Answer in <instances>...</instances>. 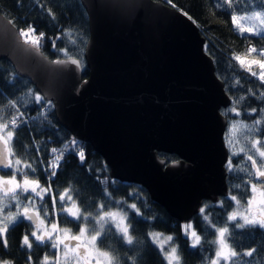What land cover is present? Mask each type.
Masks as SVG:
<instances>
[{
	"label": "water",
	"instance_id": "1",
	"mask_svg": "<svg viewBox=\"0 0 264 264\" xmlns=\"http://www.w3.org/2000/svg\"><path fill=\"white\" fill-rule=\"evenodd\" d=\"M78 2L87 25L86 78L77 59L49 60L1 14L0 61L51 105L60 127L101 158L111 180L143 188L170 218L187 222L203 201L227 194L220 110L230 99L204 38L189 17L160 1ZM157 153L176 159L166 163Z\"/></svg>",
	"mask_w": 264,
	"mask_h": 264
},
{
	"label": "trees",
	"instance_id": "2",
	"mask_svg": "<svg viewBox=\"0 0 264 264\" xmlns=\"http://www.w3.org/2000/svg\"><path fill=\"white\" fill-rule=\"evenodd\" d=\"M168 5L184 13L193 21L204 38V50L210 57L214 74L221 81L230 104L220 110L226 120L224 137L227 156L231 158L234 170L226 172L225 183L227 195L217 203L203 202L209 216L208 221L203 219L199 212L190 221L193 228L200 235L201 241L195 248L191 247L183 236L180 223L170 218L161 207L152 202L145 190L137 185L121 183L108 177L107 169L101 158L85 143L74 140L69 133L60 127L52 113L51 105L41 100L35 101L38 95L30 83L16 76L10 65L0 61V116L11 119L16 115L19 118V127L12 140L14 156L12 159H21L33 165L36 169H24L30 179H38L42 187L51 184L54 192L62 193L65 188L71 189V195L76 200L82 212L97 211L96 206L104 203L107 207L123 208L128 212L131 224V234L134 243H123L118 236L112 235L115 230L105 233L102 248H111L116 255H122L120 261L128 260L132 264H164L160 254L150 244L149 233L159 232L164 236H172L174 244L181 257L182 264H209L212 252L211 241L216 228L227 226L229 243L238 253L255 249L251 257L239 256L234 258L238 264H264V229L259 227L237 228L235 222H228L227 214L232 209L231 196H235L242 204L249 196V187L253 183V169L247 155L254 154L261 162V158L252 147L253 142H264V99L260 93L264 92V84L251 76L248 71L239 67L233 54L243 55L247 48L255 47L258 51L264 49V35H254L248 32L237 33L232 25L231 13L233 9L238 16H249L253 11H264V0H233V7L226 4L221 6L220 0H153ZM51 13V15L49 14ZM0 14L20 34L21 29L32 26L36 33H43V40L39 52L49 60L73 57L81 66V77L86 78L87 71L83 66L82 51L87 39V25L84 11L78 0H0ZM34 47V46H33ZM36 48V47H35ZM37 49V48H36ZM239 81V83H237ZM244 97L243 100L240 98ZM15 103V108L9 107ZM235 107L240 113L231 111ZM256 109V112H252ZM26 119L25 123L19 116ZM260 120L259 125L255 121ZM247 125V128L237 127L229 133L232 124ZM10 129V128H9ZM231 135L235 142L230 149L227 139ZM258 147L260 145H257ZM63 151V159L55 169L56 175L51 176L53 169L48 167V161L54 162L52 149ZM245 151L242 152L241 149ZM235 150L238 154L231 155ZM264 150V148H262ZM84 153V162L81 163L79 152ZM169 163L176 158L173 155L157 153ZM23 167V165H21ZM252 172V176L248 172ZM0 173H8L0 170ZM5 175L4 177H8ZM17 178H23L17 175ZM27 195H31L28 193ZM36 199V209L41 208L39 197ZM45 200L49 206L50 215L46 219L57 222L60 228L71 229L75 232L85 223L91 228L94 221L86 222L83 219L75 221L61 212L51 214V195ZM58 209H59V199ZM26 201L21 197V202ZM117 201L122 203H116ZM29 204V201H28ZM70 201H65L69 206ZM135 204L139 210L137 215L128 205ZM44 218L43 211H40ZM65 217L70 222H65ZM45 219V218H44ZM28 220L19 218V222L10 226L7 233L8 247H3L0 239V260L10 261L11 264H43L45 256L53 259L54 251L44 248L31 249L22 246L23 237L29 234ZM159 255H158V254ZM31 256V261L28 257ZM53 264V263H49ZM230 264V262H229Z\"/></svg>",
	"mask_w": 264,
	"mask_h": 264
},
{
	"label": "snow or ice",
	"instance_id": "3",
	"mask_svg": "<svg viewBox=\"0 0 264 264\" xmlns=\"http://www.w3.org/2000/svg\"><path fill=\"white\" fill-rule=\"evenodd\" d=\"M171 2V0H169ZM221 6L226 4L228 8L233 7V0H220ZM175 7V5H172ZM51 15V13H49ZM231 21L234 28L239 29L240 33L243 34L245 32H249L255 35H259L260 33H264V11H253L249 16H238L233 9L231 13ZM240 21H259V25L253 23L249 27H243ZM36 29L32 26H28L27 29L20 30V36L24 38L25 43H30L32 46L36 47L39 50L41 46V41L43 40V33H40L38 36L35 35ZM33 38L30 40L29 37ZM264 38V36H262ZM258 56L259 59L255 58ZM245 56H253L252 59H245ZM233 60L237 61L240 64V67L245 71H248L251 76L257 77L261 84H264V49L257 50L255 47H249L246 50V53L243 55L233 54ZM73 64H76L77 61L73 60ZM253 65H258L260 72L252 70ZM239 83V81H237ZM261 99H264V92L260 93ZM241 100L244 97L240 98ZM42 97L39 95L35 96V101L40 103ZM9 107L15 108V103H10ZM2 111V110H0ZM233 113L239 115L240 113L236 110L235 107L231 109ZM252 112H256V109H252ZM261 123L260 120L255 121V124L259 125ZM9 125L11 128L9 129ZM19 127V118L16 115L11 116V119H6L3 116H0V143H3L4 148L3 151L0 152V167L4 169H11L10 173H0V206H5L4 201L9 200L15 201V207L17 208V212L15 214L9 213L4 221H0V239L3 241V247L7 248V238L6 233L10 226H14L19 222L18 217H23V219L31 221L33 219L32 215H29L30 212H33L36 220L39 221V224L35 225V230L31 231V237L34 238L30 240L29 235L25 234L22 241V246H27V248L31 249L34 242H39L43 244L47 241L51 242V246L56 250L54 255L56 256V260L53 264H61L60 259V245H64L63 255L65 261L72 259L75 264H92L93 260L95 264H120V257L116 255V253L111 249H101L98 245L103 243V237L105 233L111 232V228H115V233H112L114 236H118L123 243L128 245H132L134 241V237L131 234V224L129 222L128 212L123 208H110L107 207L104 203H101L96 206L97 211L95 214L92 212H82L81 208L77 204L76 200L73 199V196L70 194L71 189L65 188L62 193L54 192L51 184L47 187H42L38 179H30L29 173L25 172L24 169H30L32 172H35L36 169L32 164L22 161L17 158L13 162L10 157L14 156V151L12 148V140L13 135L17 128ZM237 127L247 128V125L242 124H232L229 129V133H232L233 129ZM229 148L232 149L234 145V141L232 136L229 135L227 139ZM257 145H260L259 147ZM252 147L255 148V153L261 158V162L258 163L256 159L253 158V155H247V160H250L252 163V168L255 169V179L259 181L260 187H258L257 183H251V191L253 194L259 191L261 197H264V142L255 141L252 144ZM242 152L245 150L242 148ZM52 154L54 156V162L48 161V167L53 169L50 172L51 176L56 175L55 169L59 167L61 159H63V151H59L57 149H52ZM238 153L233 150L231 152L232 156L237 155ZM81 163L84 162V153L81 151L78 153ZM23 165V167H16ZM228 171L234 170H244V169H234L232 159L229 158L227 161ZM21 175L23 177L22 180H17V175ZM9 175L10 178L5 179L4 176ZM249 176H252V172H248ZM7 186V187H6ZM29 192L32 195H27ZM46 195H51V214L59 215L61 212L67 213L68 217H72L75 221H80L83 219L86 222L95 221L91 228L88 227V224L85 223L83 226L79 227L78 233H72L71 229L60 228L57 222L50 221V231H40V225L44 224V218L49 217V206L45 200ZM21 196L29 201L27 205H21ZM59 199V209H58V200ZM35 197H39L41 201V208L36 209V199ZM233 201H236L237 205H239V201L235 196L230 197ZM70 201V206L65 205V201ZM116 203H122L117 201ZM248 205H252L253 198H249ZM260 214L259 217L237 213L236 211L231 212L228 215V221H237L238 216L240 220H243V223H236L237 228H245V227H259L260 229H264V199L260 201ZM137 215H139V210L136 208L135 204L128 205ZM22 208V211H21ZM43 211L44 218H41L40 211ZM0 211H3V207H0ZM247 212V209L245 210ZM200 213L203 216L205 221H208L209 216L206 214V209L204 207L200 208ZM6 221V222H5ZM65 222H70L65 217ZM183 231L186 236L189 237L192 241V247L195 248L199 245L201 241L200 235L197 234V231L193 228L191 223L185 224L183 226ZM53 233H63V238L60 235H56L53 238ZM216 239L212 241L214 245H218L217 250L215 252V258H210L209 264H220V261L223 260L225 264H238V261L234 258H237L241 255L251 257L255 249H251L248 251L238 253L229 243H227L229 228L227 226L222 228L215 229ZM150 238L152 239L153 244H155L160 252L163 254L164 261L166 264H182L181 257L179 254L178 248L172 244L173 241L172 236H164L162 233L153 232L149 233ZM65 241H76L74 246L65 243ZM167 245V247H165ZM83 249V252L80 250ZM71 254V256H70ZM31 256L28 257V260L31 261ZM0 264H11L10 261L0 260ZM43 264H49V258L47 256L44 257ZM259 264V262H257Z\"/></svg>",
	"mask_w": 264,
	"mask_h": 264
},
{
	"label": "rangeland",
	"instance_id": "4",
	"mask_svg": "<svg viewBox=\"0 0 264 264\" xmlns=\"http://www.w3.org/2000/svg\"><path fill=\"white\" fill-rule=\"evenodd\" d=\"M240 23H241V25L243 26V27H249L251 24H253V23H255V24H257V25H259V21H240ZM236 29V28H235ZM237 33H240V31H239V29H236L235 30ZM249 33V32H248ZM252 34V33H251ZM255 35V34H254ZM259 35H264V33H260ZM253 56H255V54H253ZM253 56H245V59H252L253 58ZM255 58H257V59H259V57L258 56H255ZM236 63L239 65V67H240V64L236 61ZM241 68V67H240ZM241 69H243V68H241ZM244 70V69H243ZM252 70L253 71H256L257 73H259L260 72V69H259V66L258 65H253L252 66ZM255 78H257V77H255ZM258 79V78H257ZM259 80V79H258ZM260 81V80H259ZM223 140H224V143H225V145H226V142H225V137H224V134H223ZM0 145H1V147H2V149L4 148V145H3V143H0ZM253 155V158L254 159H256L257 160V162H258V159L255 157V155L254 154H252ZM10 159H12L11 157H10ZM13 160V162L15 161L14 159H12ZM259 163V162H258ZM251 165H252V163H251ZM16 167H22L21 165L20 166H16ZM226 167H227V165H226ZM2 170H4V171H7V172H11V169H4V168H2V167H0ZM228 169V168H227ZM253 169V171H255V169L254 168H252ZM5 179H8V178H10L9 176L8 177H4ZM23 178H17V180H22ZM7 187V186H6ZM31 195H32V193L31 192H29ZM252 194V198H253V203H252V205H248V200H249V198H247L246 200H245V202L244 203H239V205H237V203H236V201H233V200H231V204H232V209H231V211H229L228 212V214H227V217H226V219L228 220V215L231 213V212H233V211H236L238 214L239 213H244V214H251V215H254V216H257V217H259V214H260V207H261V205H260V201L262 200V199H264V197H261V195H260V193H259V191L257 192V193H255V194H253V192L251 191V185H250V187H249V194ZM0 196H2V193H0ZM21 197H23V196H21ZM21 202V201H20ZM28 204V200L26 199V201H23V202H21V205H27ZM4 205H6V207L5 206H0V207H3V211H0V221H4V218L9 214V213H12V214H15L16 212H17V208L15 207V201H9V200H5L4 201ZM247 209V212H245V210ZM21 211H22V208H21ZM66 215H67V213H65ZM19 218H23L22 216L21 217H18V219ZM70 218H72V217H70ZM26 220V219H25ZM27 221V220H26ZM6 222V221H5ZM95 222V221H94ZM229 222V221H228ZM232 222H235V224L237 223V222H239V223H243V220H240L239 219V216H238V220L237 221H232ZM188 223H190V222H183V223H180V226H181V230H182V234H183V236L184 237H186V239H187V241H188V243L190 244V246L192 245V241H191V239H189V237L188 236H186L185 235V233H184V231H183V226L185 225V224H188ZM50 225V224H49ZM113 229L115 230V228L113 227ZM35 230V229H34ZM51 229H50V226H49V228H48V231H50ZM40 231L41 232H44V230H43V228H40ZM72 233H78V231L77 232H72ZM30 234V233H29ZM56 235H60V237L61 238H63V236H64V234L63 233H53V238H55V236ZM216 239V235H215V230H214V232H213V236H212V241L213 240H215ZM151 241H152V239H151ZM212 241H211V247H212V252H211V256H210V258H215V252H216V250H217V247H218V245H214L213 243H212ZM153 243V242H152ZM156 246V245H155ZM165 247H167V245H165ZM192 247V246H191ZM156 248L160 251V249L156 246ZM60 249H61V251H60V259H61V264H70L69 262L67 263V261H65V259H64V255H63V249H64V246L63 245H60ZM54 251L56 252V250L54 249ZM161 253V252H160ZM161 256L163 257V254L161 253ZM163 259H164V257H163ZM56 260V256L54 255L53 256V259H51V258H49V263H53L54 261ZM210 260V259H209ZM42 262H44V259L42 260ZM165 264H166V261H165ZM220 264H225V262L223 261V260H221L220 261Z\"/></svg>",
	"mask_w": 264,
	"mask_h": 264
},
{
	"label": "flooded vegetation",
	"instance_id": "5",
	"mask_svg": "<svg viewBox=\"0 0 264 264\" xmlns=\"http://www.w3.org/2000/svg\"><path fill=\"white\" fill-rule=\"evenodd\" d=\"M3 151V149H2V147H1V145H0V152H2ZM174 161V160H173ZM0 170H2L1 168H0ZM3 171V170H2ZM9 173V172H8ZM253 174H254V180H253V183H257V185H258V187H260V184H259V181H257L256 179H255V171H253ZM227 195V194H226ZM221 198H223V197H221ZM221 198H219V199H221ZM248 198H252V194L250 193L249 194V196H248ZM219 199L217 200V202L219 201ZM203 202H208V201H203ZM203 202H202V204H203ZM216 202V203H217ZM202 204H201V207H202ZM212 204V203H211ZM70 206V205H69ZM200 207V208H201ZM200 212V209H199V211H198V213ZM197 213V214H198ZM196 214V215H197ZM73 219V218H72ZM191 219H192V217H191ZM191 219L190 220H188L187 222H190L191 221ZM45 220V222H44V224H41L40 225V228H43V230L44 231H48V228H49V224H50V222L45 218L44 219ZM28 223H29V225H30V234H28L29 235V237H30V240H33L34 238H32L31 237V231H33L34 229H35V225L36 224H39V221L38 220H36L35 221V223L34 224H32L31 222H29L28 221ZM186 223V222H185ZM80 227V226H79ZM79 227L77 228V230L75 231V232H77V231H79ZM148 238H149V240H150V244L153 246V248L156 250V251H158V253L160 254V256H161V253H160V251L156 248V246H155V244H153L152 243V241H151V238H150V236L148 235ZM65 243H68V244H70V245H72V246H74L75 244H76V241H65ZM34 244V248H36V247H38V248H44V249H49V250H52V251H54V249L52 248V246H51V242L50 241H47V239H46V242L45 243H43V244H40L39 242H34L33 243ZM64 246V245H63ZM101 249H105V248H102L100 245H98ZM27 247V246H26ZM29 249V248H28ZM106 250V249H105ZM81 252H83V249H81L80 250ZM55 252V251H54ZM157 253V254H158ZM158 254V255H159ZM70 256H71V254H70ZM119 257H121L122 255H118ZM161 258H162V260H163V262H164V264H165V261H164V259H163V257L161 256ZM65 259V258H64ZM70 263V264H75V262L72 260V259H69L68 261H67V263ZM92 264H95V261L93 260V262H92ZM120 264H132V262H130V261H128V260H125V261H120Z\"/></svg>",
	"mask_w": 264,
	"mask_h": 264
},
{
	"label": "built area",
	"instance_id": "6",
	"mask_svg": "<svg viewBox=\"0 0 264 264\" xmlns=\"http://www.w3.org/2000/svg\"><path fill=\"white\" fill-rule=\"evenodd\" d=\"M40 33H35L36 36H38ZM33 37L30 36L29 39L31 40ZM21 40L24 41V38L21 37ZM20 119L23 121V123H25L26 119L24 117H22L21 115L19 116ZM9 127H11V125H9Z\"/></svg>",
	"mask_w": 264,
	"mask_h": 264
}]
</instances>
